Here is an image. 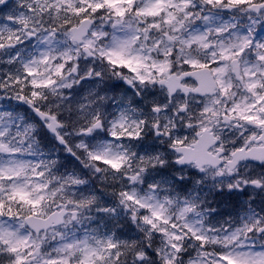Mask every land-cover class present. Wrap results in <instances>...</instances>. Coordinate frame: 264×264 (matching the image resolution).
Wrapping results in <instances>:
<instances>
[{
	"label": "snow or ice",
	"instance_id": "snow-or-ice-1",
	"mask_svg": "<svg viewBox=\"0 0 264 264\" xmlns=\"http://www.w3.org/2000/svg\"><path fill=\"white\" fill-rule=\"evenodd\" d=\"M0 264H264V0H0Z\"/></svg>",
	"mask_w": 264,
	"mask_h": 264
}]
</instances>
